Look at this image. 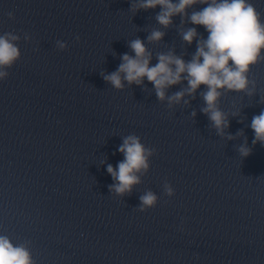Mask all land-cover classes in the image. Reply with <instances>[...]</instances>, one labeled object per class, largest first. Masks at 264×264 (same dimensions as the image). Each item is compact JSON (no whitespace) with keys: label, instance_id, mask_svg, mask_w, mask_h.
I'll return each mask as SVG.
<instances>
[{"label":"clouds","instance_id":"9594fccd","mask_svg":"<svg viewBox=\"0 0 264 264\" xmlns=\"http://www.w3.org/2000/svg\"><path fill=\"white\" fill-rule=\"evenodd\" d=\"M196 5L203 7L196 10ZM158 6L160 11L154 19L160 28L148 32L147 43L138 37L128 41L134 55L123 54L115 71L101 73L103 80L118 91L124 90L126 85L140 86L145 91L146 79L153 85L157 100L166 102L170 110L181 104L190 106L204 86L205 90L199 92L203 101L200 112L208 118L209 128L225 141L243 138V143L234 147L242 159L250 156L252 148L244 130L239 129L235 135L227 131L230 117H239L240 110L225 112L220 101L229 93L257 95V81L250 78V73L253 67L264 63V15L251 0H130L128 11L135 16L141 10ZM7 16L10 20L15 19L13 12ZM177 16L180 17L178 26L173 21ZM188 24L202 26L208 33L207 38L197 31V27H187ZM174 26L184 45L196 43V50L189 60L184 59V54L177 55L175 48L155 54L148 48V45L163 41L167 30ZM21 39L31 42L33 36L28 32H23L22 36L11 31L0 34V81L6 80L9 70L21 60L18 46ZM75 39L79 42V35ZM67 47L66 42L56 41L58 50L64 51ZM154 56L157 63L152 65ZM173 86H180L179 90L169 94ZM259 103L264 104V98H260ZM190 115L194 118L197 113L193 110ZM239 122L243 123V119ZM250 128L254 132L252 145H264V110L252 117ZM118 151L124 159L115 167L107 164V173L113 180L108 188L110 194L123 199L142 183L157 150L145 146L138 135L129 134L122 137ZM163 192L167 197L175 195L167 180L163 183ZM139 201L136 210L146 212L157 206L159 197L152 190H146L139 196ZM179 230H184L183 222ZM30 246L29 240L14 244L9 236L0 235V264H36Z\"/></svg>","mask_w":264,"mask_h":264}]
</instances>
